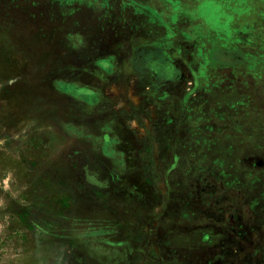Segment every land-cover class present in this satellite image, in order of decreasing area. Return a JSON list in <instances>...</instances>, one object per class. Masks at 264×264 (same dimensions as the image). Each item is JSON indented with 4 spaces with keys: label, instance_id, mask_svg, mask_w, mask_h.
<instances>
[{
    "label": "rangeland",
    "instance_id": "374dc122",
    "mask_svg": "<svg viewBox=\"0 0 264 264\" xmlns=\"http://www.w3.org/2000/svg\"><path fill=\"white\" fill-rule=\"evenodd\" d=\"M0 264H264V0H0Z\"/></svg>",
    "mask_w": 264,
    "mask_h": 264
}]
</instances>
